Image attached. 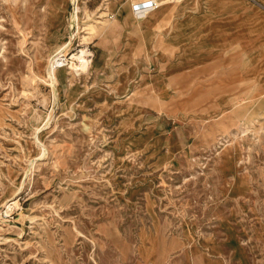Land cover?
Segmentation results:
<instances>
[{
	"label": "rangeland",
	"instance_id": "rangeland-1",
	"mask_svg": "<svg viewBox=\"0 0 264 264\" xmlns=\"http://www.w3.org/2000/svg\"><path fill=\"white\" fill-rule=\"evenodd\" d=\"M111 1L0 0V264H264V93L213 122L161 107L149 120L186 145L136 150L151 138L89 97L95 39L109 37L96 23L131 13ZM70 40L94 65L72 76V59L53 87L50 59Z\"/></svg>",
	"mask_w": 264,
	"mask_h": 264
},
{
	"label": "crops",
	"instance_id": "crops-1",
	"mask_svg": "<svg viewBox=\"0 0 264 264\" xmlns=\"http://www.w3.org/2000/svg\"><path fill=\"white\" fill-rule=\"evenodd\" d=\"M95 40L92 56L103 59L89 97L108 122L118 127L129 117L151 138L136 150L158 154L172 138L177 149L186 145L176 128L167 137L170 122L149 120L161 107L213 122L234 110L247 115L264 93V10L257 0L166 1L141 19L131 7L104 42Z\"/></svg>",
	"mask_w": 264,
	"mask_h": 264
},
{
	"label": "bare ground",
	"instance_id": "bare-ground-1",
	"mask_svg": "<svg viewBox=\"0 0 264 264\" xmlns=\"http://www.w3.org/2000/svg\"><path fill=\"white\" fill-rule=\"evenodd\" d=\"M114 2H115V0H112L111 3L109 2V4H113ZM80 9H81V7L78 6L77 7V12H76V19L77 20H79V12H80ZM87 17H90L89 14L87 15ZM115 22H118V21L117 20H114V21L101 20L100 22L97 21V23H96L97 24V27L96 28L98 29V34H102L103 35L102 36L103 38L106 37L107 36V33H109L111 24H113ZM90 26H92V25H90ZM86 34H88L89 36H91L93 33L91 31H87ZM72 38H74V36H72ZM68 44L69 43H65V44L59 46L53 52V54L54 55H57V54H60V53H65L66 50H67ZM89 55H91V54H89ZM89 55L87 54V51L85 49H82L81 52H80V54L73 55V58L72 59L76 60L77 62H75V63L72 62L71 65H70V73L72 74V76L73 75L75 76L76 74L80 75L82 73H85V74H88L89 73L90 69L94 65L93 60H92L91 57H89ZM63 64H65V63L60 64V66L57 67V68H53V67H50L51 66V60H50V66H49V69L47 68L48 69V73L47 74H48V77H49V79L51 81L50 84L53 87L56 86V82H58L57 69L58 68H61L63 66ZM44 149L45 148H43V150ZM35 161H37V160L35 159ZM23 186H24V183L21 184L20 190L23 188ZM4 206L6 208H8L7 210L9 212L12 211V210H14L15 207H18L19 206V203L16 200V196H14L11 199H9L8 201H6L5 204H4ZM2 209H4V208H2ZM12 212H14V211H12ZM5 213H6V211H5Z\"/></svg>",
	"mask_w": 264,
	"mask_h": 264
},
{
	"label": "built area",
	"instance_id": "built-area-1",
	"mask_svg": "<svg viewBox=\"0 0 264 264\" xmlns=\"http://www.w3.org/2000/svg\"><path fill=\"white\" fill-rule=\"evenodd\" d=\"M131 3L132 10L136 18L141 19L147 16L150 12L159 8L164 2L171 1V2H181L183 0H129ZM69 45L67 50L70 48L71 40L68 42ZM72 56L68 55V52L60 53L54 55L51 60V66L53 68H57L60 64H70L72 62Z\"/></svg>",
	"mask_w": 264,
	"mask_h": 264
}]
</instances>
